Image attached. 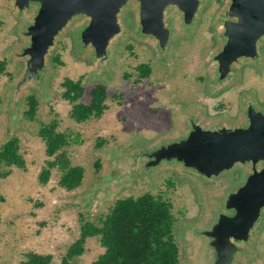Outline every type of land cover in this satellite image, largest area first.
<instances>
[{
    "label": "rangeland",
    "instance_id": "1",
    "mask_svg": "<svg viewBox=\"0 0 264 264\" xmlns=\"http://www.w3.org/2000/svg\"><path fill=\"white\" fill-rule=\"evenodd\" d=\"M226 2L209 0L203 6L200 18L176 36L170 63L158 62L152 45L135 38L145 35L135 31L136 8L132 2L119 14L129 37L114 41L105 65L97 61L90 47L76 44L75 35L82 23L73 21L49 56L45 88L25 85L15 106L11 87L22 74L24 60L14 55L27 44L24 29L33 15L21 14L0 0V60L6 62L5 72L0 75V147L17 137L26 162L25 167L0 168L3 172L10 170L8 175L0 176V264H21L29 251L52 254L54 263H60L79 238L86 220L98 223L118 199L147 192L173 204L177 219L174 234L180 248L178 264L211 263L212 249L202 231L223 210L226 194L245 182L250 165L238 163L208 179L177 160L147 166L139 154L147 147L175 139L184 120L236 127L247 123V102L264 111V72L259 75L245 63L229 86L241 84L223 95L224 104L232 102L229 112H206V93L222 90H211L208 58L220 43L218 21ZM170 23L179 26L178 19ZM262 46L264 55V43ZM143 63L149 64L152 71L140 78L139 65ZM113 64L115 75L110 70ZM263 65L264 58L251 64L258 70ZM101 67L108 72L99 79ZM81 76L85 92L80 100L84 103L91 100L95 86L102 83L107 87L108 108L101 118L77 122L70 116L72 105L63 96L62 82ZM241 89L251 91L239 101L236 97ZM31 94L39 99L34 120L24 116ZM219 98L208 103L216 105L222 102ZM53 120L73 139L66 148L72 163L85 169L82 185L74 190L59 185L57 168L52 169L48 182L40 180L47 160L53 157L46 154L39 129ZM103 251L99 237L91 236L85 251L69 264H93ZM232 264H264V210L243 252L236 254Z\"/></svg>",
    "mask_w": 264,
    "mask_h": 264
},
{
    "label": "water",
    "instance_id": "2",
    "mask_svg": "<svg viewBox=\"0 0 264 264\" xmlns=\"http://www.w3.org/2000/svg\"><path fill=\"white\" fill-rule=\"evenodd\" d=\"M21 14L33 15L25 26L27 44L14 57L24 60L21 76L11 87L14 105L25 85L45 88L49 56L64 29L73 21L81 22L76 44L90 47L99 63L110 59L114 41L129 37L120 19L128 3L136 8L135 31L138 40L152 45L158 62L172 61L171 48L178 34L199 18L209 0H1ZM179 20V26L170 22ZM220 41L210 53V87L218 91L234 82L242 64L263 59L264 0H227L219 16ZM185 24V25H184ZM189 32V31H188ZM64 33V32H63ZM116 39V40H115ZM261 41L260 45L259 42ZM263 41V42H262ZM112 54V51H111ZM114 55V54H113ZM113 60V59H112ZM114 62V61H113ZM114 64L110 65L113 72ZM106 77V68L101 67ZM43 76H40L41 72ZM112 75V76H113ZM111 76V78H112ZM247 123L229 127L225 123H187L179 135L160 146L142 151L147 166L177 160L208 179L220 176L236 164H249L246 180L224 199V208L202 234L212 249L210 264H232L243 252L264 210V111L248 102L244 106ZM133 161L132 157H125Z\"/></svg>",
    "mask_w": 264,
    "mask_h": 264
},
{
    "label": "trees",
    "instance_id": "3",
    "mask_svg": "<svg viewBox=\"0 0 264 264\" xmlns=\"http://www.w3.org/2000/svg\"><path fill=\"white\" fill-rule=\"evenodd\" d=\"M55 59L58 61L57 57ZM151 68L149 64L139 65L140 78L149 76ZM5 69L6 62L0 60V75ZM62 85L65 88L63 96L72 105L70 116L77 122L101 118L104 115L108 108L106 85L100 83L95 86L88 103L80 100L85 92L82 76L78 79L68 77ZM27 104L24 116L34 120L39 99L31 94ZM39 136L46 145V154L53 157L47 160V166L40 174L41 182H48L52 169L57 168L60 171L61 187L74 190L81 186L85 169L81 165H74L66 151L73 141L71 135L60 131L58 121L53 120L42 124ZM25 163L17 137H12L0 147V168L25 167ZM9 173L10 170L3 172L0 169V176ZM176 222L172 202L161 195L147 192L118 199L100 222H84L79 238L71 244L62 261L56 264H69L72 258L81 255L85 251L87 239L91 236H98L104 248L93 264H178L180 248L174 234ZM21 264L55 263L52 254L29 251Z\"/></svg>",
    "mask_w": 264,
    "mask_h": 264
},
{
    "label": "flooded vegetation",
    "instance_id": "4",
    "mask_svg": "<svg viewBox=\"0 0 264 264\" xmlns=\"http://www.w3.org/2000/svg\"><path fill=\"white\" fill-rule=\"evenodd\" d=\"M212 5H210L211 7ZM210 32H212V30H210ZM191 41V39H190ZM175 58H176V55H175ZM174 58V59H175ZM203 58V56H202ZM263 58H264V55H263ZM176 60V59H175ZM247 65V68H250L252 69L255 73L257 74H262L264 72V65L262 67L258 69H255L253 66H251V64H246ZM246 67V66H245ZM239 84H241L240 82L239 83H236V84H232L231 86H227L226 88H222L221 92H216L215 94L214 93H209L207 94L206 93V100H205V109H206V112H209L208 114L209 115H219L221 112H229V106L228 105H231L232 102H230L229 104H224V102L222 101L223 100V95L225 93H227L228 91H230L232 88L236 87V86H239ZM251 90H242L238 93L237 95V99L239 101H241V98H242V95L244 94H249ZM222 95V96H221ZM244 95V96H246ZM220 96L221 98H219V100H221L222 102H218L216 105H212L210 106V104L208 103V101L214 97H218ZM258 98V97H257ZM258 100V99H257ZM263 101V100H262ZM261 100L259 102H262ZM241 103V102H240ZM252 104V103H251Z\"/></svg>",
    "mask_w": 264,
    "mask_h": 264
}]
</instances>
